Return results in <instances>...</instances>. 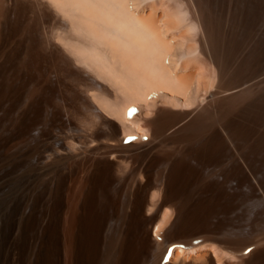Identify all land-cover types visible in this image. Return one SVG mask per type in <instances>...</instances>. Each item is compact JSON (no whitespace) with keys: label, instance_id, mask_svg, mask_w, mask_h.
<instances>
[{"label":"bare ground","instance_id":"1","mask_svg":"<svg viewBox=\"0 0 264 264\" xmlns=\"http://www.w3.org/2000/svg\"><path fill=\"white\" fill-rule=\"evenodd\" d=\"M161 2L0 0L7 264H264V43L247 58L240 17L192 0L196 103Z\"/></svg>","mask_w":264,"mask_h":264},{"label":"rangeland","instance_id":"2","mask_svg":"<svg viewBox=\"0 0 264 264\" xmlns=\"http://www.w3.org/2000/svg\"><path fill=\"white\" fill-rule=\"evenodd\" d=\"M154 1L158 2V0H154ZM171 1L173 2V7H171V8L169 7L168 9H167V7H168L167 5H166L167 7L166 6L163 7V8H165L164 10L160 7L162 5L159 6L160 8H158L157 4L155 5V6H157L156 15L159 18V19L157 18V20L158 21L160 20L159 22L157 21V23L159 25H161V24L163 25V23H165L167 26H170V27H168V29H166L167 26H165V24L163 25V27H165V28H163L162 25L160 27H162V29H165V31H166L165 33H167V30H169V29L172 32L171 33L169 31L168 32L169 34L168 33H167L168 35L166 34L168 37L170 36L169 38L167 37V40L171 39V41H175L174 43L170 42V46H171V44H173V45L175 44L174 46H172V49L174 48V50L178 54L179 53H181V54L182 53H184V54L187 53L186 55L183 54L184 57H182V55L179 54L181 56L182 60L180 61V59H181L180 58V59H178L177 62H180L179 65H181V67H182L181 62L183 61V58H184V61H185L186 56L188 54L192 53V55L193 54L197 55V59L199 57H201V54H202L201 53V46L199 47L200 44L198 42L199 41L198 40L199 39L198 38L199 30L197 29L198 27L193 24L194 19H196V15H194L195 14L194 11L196 9V6L193 4L192 0H171ZM143 2L147 3V6L145 5L147 8L145 9V6H143L144 8L143 7L141 8L140 4H139V7L141 8V10H145L144 13H147V9L149 11V9L154 7L152 4L157 3V2L153 3V0H143ZM159 2H161V0H159ZM140 3L142 4V1ZM144 3H143V5H144ZM206 3H207V5H208V7H209V9H210V11H211V13L213 14L214 17L218 16V17L224 18V12H225V17L226 16H230L231 13H232V10H233L235 15L240 17V26H239V30L237 32L238 33V40L240 41L239 49H244V48L248 47L247 58H249V57H258L261 54V50H262L263 43H264V0H233L232 2H231V0H223V3L225 5V7H226V11H224L222 9L221 0H214V1L206 0ZM148 4H150L151 6H148ZM159 4L165 5L163 3V1L161 3H159ZM90 5H91V3H90ZM90 7H92V5ZM149 7H151V8H149ZM229 7L231 8V10H227ZM140 8H139V10H140ZM170 19H172L173 21H170ZM169 22H171V24ZM173 23L175 24V26H174ZM194 23L196 24V21ZM195 27H197V28H195ZM183 28H185V29H183ZM181 29H183L184 33H182ZM170 33H171V35H170ZM173 35H174V39L171 38V36L173 37ZM175 37H176V40H175ZM179 42L181 43V47H180V43ZM176 43L179 44V46ZM196 44L197 45L199 44L197 46L198 48L196 47ZM177 47H180V49L182 48L181 49L182 51H180V49L178 50ZM176 48H177L178 52H177ZM183 50H184V52H183ZM170 51H173V50H170ZM170 51H168L169 52L168 54H170ZM178 54L174 55V56L177 55L174 59H177V57L179 56ZM192 55H190V56L188 55V57L191 58V59H193V58L195 59L196 56L195 55L192 56ZM170 57H173V55L170 56ZM189 58H187V59H189ZM167 59H170V58H167ZM167 59H165V61H166L165 63L168 66L170 64L169 62L173 61L174 59L171 60L172 59L171 58L170 59L171 61L167 60ZM191 59H189V60H191ZM194 59H193V61H197V60H194ZM189 60H186V61H188V63L189 62L192 63V61H189ZM167 61H169V62H167ZM184 61H183V63H184ZM174 62L175 61H173L172 63H174ZM172 63H171V65L169 67H171V71H174V72L176 71V73H179V72L182 73L183 71L185 72V68L186 67H192V65H194V62H193L189 66L185 65V68L183 66L178 71L177 68H179L180 66H178V65L175 66V64H176V62H175V64H173V65L175 66V68L177 66L178 67L176 68V70L174 68L172 70V67H174L172 65ZM201 63L199 61L198 63H195L196 65L193 66L195 68L199 64L203 68L198 65V67L201 68V71H199L200 70L199 68L195 69L196 72H195V70L193 72L197 73V75H194L195 73H193V76H192L193 80H191L192 85H194L192 87H194L195 89L197 88L199 90V91L197 90L198 91L197 92L198 93V98H197L196 103H198L199 101L205 100L204 98L207 97L208 90L214 84L215 78H216V74H215L216 71H215V68H213L214 67L213 63L211 62V64H210V62L208 60L201 61ZM212 65H213V67H212ZM246 65H247V62L245 61V66ZM186 69L189 70L190 68H186ZM212 69H213V73H212ZM214 71H215V73H214ZM201 73L203 74L202 77H205L204 80L202 78L201 79L203 80V82H205V80H206V82H208V84H210V81L208 80V78H210V77H208V76H212L213 77V78L211 77L212 78V82H213V83L211 82L212 85L210 84V86H209L207 84H204L201 81V79L199 78V76L201 77V75H202ZM206 74H207V76H206ZM214 74H215V76H214ZM194 76H196V77H194ZM194 78H195V80H194ZM197 78L200 79L199 80L200 82L198 81ZM194 81H195V83H193ZM197 81H198L197 85L198 86L200 85L199 87L195 85ZM176 82L177 81H175V83ZM192 87L190 89H192ZM200 87H201V89H200ZM175 89L176 88H174V90ZM188 89L189 88H187V90ZM195 89H192V90H195ZM184 90L186 91V89H183L182 90L183 92L182 91H179V92L184 94V92H185ZM152 91L154 92L155 90H152ZM195 92H196V90H195ZM188 93L189 92H185V94H188ZM195 96H196V93H195ZM196 97H195V99H196ZM161 101H164V99H162ZM190 101H191L190 102V104H191L193 100H190ZM194 102H195V100L193 101V103ZM188 103H189V100H186V102H183V104H185L186 106H192V105H189ZM171 104L175 105V103H173V101H172ZM183 104H182V106H185ZM248 112H250L249 114L252 115L254 120H258L259 116L261 115V110L259 109V106L256 103H254L252 105L250 104V106L248 108ZM124 115H126V114H124ZM134 131L136 133H139L136 130H134ZM187 141L188 142H192L191 140H187ZM12 210H13V206L9 203V196L6 195V194L0 195V225L4 224V222L6 220V216L8 214H10L12 212ZM167 213L169 214V211H166L165 218L168 217ZM10 251H11L10 250V245L4 243V241H3V233L1 232L0 233V264H7L6 259L9 258ZM28 253H29V250H28Z\"/></svg>","mask_w":264,"mask_h":264}]
</instances>
